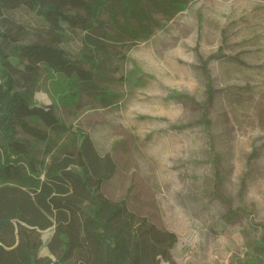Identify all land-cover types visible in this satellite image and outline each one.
Wrapping results in <instances>:
<instances>
[{
  "label": "rangeland",
  "instance_id": "obj_1",
  "mask_svg": "<svg viewBox=\"0 0 264 264\" xmlns=\"http://www.w3.org/2000/svg\"><path fill=\"white\" fill-rule=\"evenodd\" d=\"M102 1L100 66L81 62L86 31L62 43L91 82L44 68L35 101L114 158L105 195L177 234L173 264H264V0ZM10 16L47 30L25 7ZM145 21L151 35L130 34Z\"/></svg>",
  "mask_w": 264,
  "mask_h": 264
},
{
  "label": "trees",
  "instance_id": "obj_2",
  "mask_svg": "<svg viewBox=\"0 0 264 264\" xmlns=\"http://www.w3.org/2000/svg\"><path fill=\"white\" fill-rule=\"evenodd\" d=\"M103 2L0 0V264H173L177 234L105 195L103 186L117 169L114 158L101 155L89 133L63 122L54 104L34 99L44 68L76 76L80 85L91 82L93 71L80 63L97 66L104 50L92 32L108 37L103 21L93 25ZM21 7L44 21L46 32L33 37L13 20L10 13ZM151 23L129 32L151 35ZM68 28L86 31L81 62L62 47ZM100 101L113 104L107 95ZM21 134L44 145L43 159ZM48 229L53 234L44 241Z\"/></svg>",
  "mask_w": 264,
  "mask_h": 264
}]
</instances>
